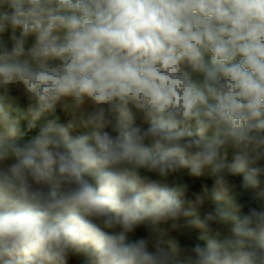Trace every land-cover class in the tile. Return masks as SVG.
<instances>
[{
    "label": "clouds",
    "instance_id": "obj_1",
    "mask_svg": "<svg viewBox=\"0 0 264 264\" xmlns=\"http://www.w3.org/2000/svg\"><path fill=\"white\" fill-rule=\"evenodd\" d=\"M73 258L264 264V0H0V264Z\"/></svg>",
    "mask_w": 264,
    "mask_h": 264
},
{
    "label": "trees",
    "instance_id": "obj_2",
    "mask_svg": "<svg viewBox=\"0 0 264 264\" xmlns=\"http://www.w3.org/2000/svg\"><path fill=\"white\" fill-rule=\"evenodd\" d=\"M11 115L14 117L22 118L24 120V105L23 104L14 105L11 109ZM57 115H60L62 122V114L58 111ZM52 118L53 117L48 115L43 116L41 120L37 122V128L35 130H28L27 132H22L21 135L25 137H30L31 135H34L36 132L39 131L40 127L45 126L47 121ZM26 123H27L26 121H23L21 123L22 129L26 127ZM207 183L209 184V186L211 185V181H207Z\"/></svg>",
    "mask_w": 264,
    "mask_h": 264
},
{
    "label": "rangeland",
    "instance_id": "obj_3",
    "mask_svg": "<svg viewBox=\"0 0 264 264\" xmlns=\"http://www.w3.org/2000/svg\"><path fill=\"white\" fill-rule=\"evenodd\" d=\"M20 104H23L24 105V120L22 118H19V117H14L11 115V109L9 110L10 111V115L13 117V118H16L18 120H20V123H22L23 121H26L25 119V116H26V113H27V105L26 103L24 102H21ZM59 111V110H58ZM62 114V113H61ZM27 122V121H26ZM62 122H66V118L65 116L62 114ZM137 123H140V121L138 120ZM146 126V125H145ZM88 131H91V129H77L75 130L72 135L75 136V135H79V134H82L84 132H88ZM239 179H241V177H238L237 180L239 181ZM196 231L197 233L199 232V230H194ZM137 236L139 235H143V229H139L136 233ZM176 234L175 233H169L168 236L165 237V239H170L171 237L175 236ZM184 241L181 240V243H183ZM201 243H205L204 241H201ZM70 264H77V261L75 258H73L71 261H70Z\"/></svg>",
    "mask_w": 264,
    "mask_h": 264
}]
</instances>
